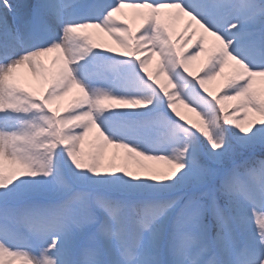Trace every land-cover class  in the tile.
<instances>
[{"label":"snow or ice","instance_id":"obj_1","mask_svg":"<svg viewBox=\"0 0 264 264\" xmlns=\"http://www.w3.org/2000/svg\"><path fill=\"white\" fill-rule=\"evenodd\" d=\"M125 7L143 10L134 30L117 18ZM162 17L202 30L190 51L176 49ZM87 29L123 51L94 44ZM48 53L63 60L53 57L35 95L16 72L42 74ZM201 53L194 75L188 62ZM229 65L214 94L207 83ZM256 78L264 0H0V264H264ZM72 88L80 94L61 114L52 104ZM93 129L99 143L85 154ZM105 145L125 150L124 163H105ZM136 157L169 168L140 175L127 163Z\"/></svg>","mask_w":264,"mask_h":264},{"label":"rangeland","instance_id":"obj_2","mask_svg":"<svg viewBox=\"0 0 264 264\" xmlns=\"http://www.w3.org/2000/svg\"><path fill=\"white\" fill-rule=\"evenodd\" d=\"M166 11V10H163ZM142 9H131L125 7L122 9L121 13L117 14L118 19H125L127 23L133 28V30L140 24L141 16L139 13H142ZM166 20L169 25L170 32L172 34L173 42L176 46V49L182 52H187L191 50V46L201 35V31L198 26H193L192 28L185 29L186 19L181 20H172L166 17H162ZM87 34L90 35L91 40L94 44L100 45L103 48H113L117 52L123 51L120 49L118 45L114 42V40L109 37L106 33L100 31L99 29H87L83 30ZM205 48H211L215 41L214 38L208 37L205 34ZM60 57L59 63H62L63 57L59 53H48L45 56L40 58L41 62L44 65L43 73H32L28 70L26 66H21L16 72V83H18L21 87L26 88L29 91H32L35 95H40L47 86V81L52 73L55 72L57 65L52 63L53 57ZM206 60V53H201L194 60L188 62L189 71H191L194 75H198L200 70ZM159 61V57L153 55L151 57L150 63L147 66V71L149 73H154L157 67V63ZM232 67L226 66L224 71L217 77H215L212 81H209L206 87L215 93H218L221 87L223 86L225 80L232 74ZM163 76L160 77V80L163 81ZM254 89L264 95V78H256L254 82ZM79 90L77 88L70 89L64 96H62L59 100L53 102L52 107L56 109L58 112L63 114L64 110L69 107L74 99L79 96ZM236 103L235 100L225 101V106L228 111H231L232 106ZM181 108L182 112H190L187 108H185L182 104ZM194 117H197L195 113L190 112ZM241 119H243V113H238ZM193 116L191 119L193 120ZM199 120V117H197ZM99 143L98 134L93 129L84 139L81 144V149L83 153H87L89 151L94 150L95 145ZM123 149H118L113 147L112 145H105L103 148L104 152V162L107 163L113 155L117 156L116 163L122 164L124 163ZM4 168L5 174L11 173L15 169V165L12 164L10 160H4ZM128 166L131 171L137 172L140 175H147L152 171L156 172H166L169 168V165L164 160H144L143 158H133L127 161ZM19 264V262H16Z\"/></svg>","mask_w":264,"mask_h":264},{"label":"trees","instance_id":"obj_3","mask_svg":"<svg viewBox=\"0 0 264 264\" xmlns=\"http://www.w3.org/2000/svg\"><path fill=\"white\" fill-rule=\"evenodd\" d=\"M177 108H178V111L182 115H184L188 121H190V122H199L198 118L194 117L192 113L190 114V112H182L183 109L181 108V105L179 103L177 104ZM192 116H193V120L191 119Z\"/></svg>","mask_w":264,"mask_h":264}]
</instances>
